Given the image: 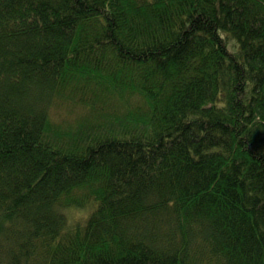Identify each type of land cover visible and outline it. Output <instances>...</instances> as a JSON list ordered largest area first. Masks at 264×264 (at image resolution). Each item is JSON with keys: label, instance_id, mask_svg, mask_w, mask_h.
<instances>
[{"label": "trees", "instance_id": "obj_1", "mask_svg": "<svg viewBox=\"0 0 264 264\" xmlns=\"http://www.w3.org/2000/svg\"><path fill=\"white\" fill-rule=\"evenodd\" d=\"M0 264H264V0H0Z\"/></svg>", "mask_w": 264, "mask_h": 264}, {"label": "rangeland", "instance_id": "obj_2", "mask_svg": "<svg viewBox=\"0 0 264 264\" xmlns=\"http://www.w3.org/2000/svg\"><path fill=\"white\" fill-rule=\"evenodd\" d=\"M88 213V209L84 207V209H76L73 211V209H71L70 211H68V217L71 219H75L79 216H84Z\"/></svg>", "mask_w": 264, "mask_h": 264}]
</instances>
